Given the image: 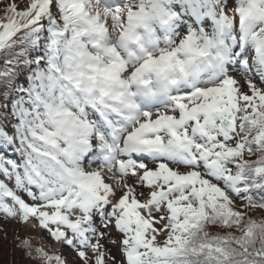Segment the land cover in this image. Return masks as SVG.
Masks as SVG:
<instances>
[{
	"label": "snow or ice",
	"instance_id": "snow-or-ice-1",
	"mask_svg": "<svg viewBox=\"0 0 264 264\" xmlns=\"http://www.w3.org/2000/svg\"><path fill=\"white\" fill-rule=\"evenodd\" d=\"M5 148L32 264H264V0L8 4Z\"/></svg>",
	"mask_w": 264,
	"mask_h": 264
},
{
	"label": "rangeland",
	"instance_id": "rangeland-1",
	"mask_svg": "<svg viewBox=\"0 0 264 264\" xmlns=\"http://www.w3.org/2000/svg\"><path fill=\"white\" fill-rule=\"evenodd\" d=\"M30 0H0V18L3 17L4 15V8L10 4V3H16L18 5V9L23 10V8L27 5V3H29ZM18 157V154H17ZM19 158V157H18ZM31 227V226H29ZM17 233L20 236H24L25 233V229L20 228L15 221L13 222H5L3 221V219H0V242L2 240H4L5 238H12L13 236L16 237ZM31 234V233H28ZM2 237V238H1ZM1 249H7L8 247H6V245H1L0 244V250ZM3 254V253H0ZM10 258L16 259L14 261L15 264H32V262L28 259H21L19 258L18 254H15L14 256L9 255Z\"/></svg>",
	"mask_w": 264,
	"mask_h": 264
},
{
	"label": "trees",
	"instance_id": "trees-1",
	"mask_svg": "<svg viewBox=\"0 0 264 264\" xmlns=\"http://www.w3.org/2000/svg\"><path fill=\"white\" fill-rule=\"evenodd\" d=\"M2 238V237H1ZM1 245H6V247H8L7 249H1L0 253V264H15L14 261L16 259L10 258L9 255L14 256L15 254L19 255V258L21 259H25L27 257H25L22 253V251L16 247V237L13 236L12 238H5L4 240H2L0 242Z\"/></svg>",
	"mask_w": 264,
	"mask_h": 264
},
{
	"label": "clouds",
	"instance_id": "clouds-1",
	"mask_svg": "<svg viewBox=\"0 0 264 264\" xmlns=\"http://www.w3.org/2000/svg\"><path fill=\"white\" fill-rule=\"evenodd\" d=\"M114 120L118 119V117H112ZM89 119L93 122L99 123V121L96 120V117L92 114L91 110H89Z\"/></svg>",
	"mask_w": 264,
	"mask_h": 264
}]
</instances>
